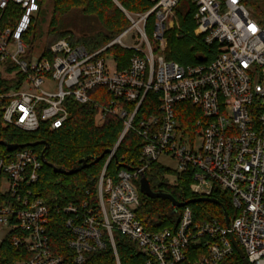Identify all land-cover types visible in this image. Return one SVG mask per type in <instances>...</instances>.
Segmentation results:
<instances>
[{"label": "built area", "instance_id": "built-area-1", "mask_svg": "<svg viewBox=\"0 0 264 264\" xmlns=\"http://www.w3.org/2000/svg\"><path fill=\"white\" fill-rule=\"evenodd\" d=\"M150 1L153 7L145 13L121 7L130 25L103 48L90 50L66 35L38 53L28 35L39 18V0H0L4 126L24 133L38 132L43 125L59 130L69 119V101L90 104L96 88L111 95L109 106H95L98 121L114 116L124 123L95 200L82 204L49 206L34 196L29 187L38 181L43 161L33 148L0 158V226L7 235L17 232L14 246L31 254L15 264H66L53 253L49 237L55 214L65 218L72 233L68 245L76 264L105 251V237L116 253L115 234L135 243L145 264H226L237 253L231 237L248 264H264V28L242 0H190L196 7L194 35L215 45L216 54L207 64L184 66L162 54L166 34L178 26L181 0ZM114 46L133 51L123 71L107 53ZM149 93L157 97L158 110L137 120ZM130 132L143 144L139 160L116 178L108 176L107 168ZM163 156L176 161L178 175L191 178L196 198L230 197L234 215L228 214L229 226L226 218L224 225L217 219L196 222L188 205L172 228L145 229L138 218V184Z\"/></svg>", "mask_w": 264, "mask_h": 264}, {"label": "trees", "instance_id": "trees-1", "mask_svg": "<svg viewBox=\"0 0 264 264\" xmlns=\"http://www.w3.org/2000/svg\"><path fill=\"white\" fill-rule=\"evenodd\" d=\"M45 1L39 0L41 7L39 17L43 14L42 7ZM52 2L53 13L48 33L55 36V39L72 35L76 40L74 31L81 32L82 40L76 42L90 50L103 48L129 27L130 23L119 5L130 13H145L153 7L150 0H52ZM242 2L264 28V0H242ZM195 11L196 7L190 0L180 1L177 7L178 26L168 32V45L164 51L167 61L187 66L207 64L214 59L216 46H208L194 35ZM38 20L39 18L35 20L28 35V42L32 48L39 40ZM149 23L147 33L150 36L152 20ZM107 53L114 58L119 71L128 68L133 55V51L119 46L110 48ZM6 91L5 84H1L0 94ZM90 97L92 103L85 105L74 100L69 101V119L59 130L50 131L47 125H43L38 132L24 133L13 127L4 126L0 120V142L16 146L37 144L31 148L41 160L42 157L45 158L38 181L29 188L34 196L42 198L49 206L78 205L89 198L95 200L97 183L105 168L108 155L99 163L91 164L105 151L112 150L123 132V121L114 116H107L103 123L98 121L99 108L95 106H109L111 102V95L107 90L96 88L90 92ZM158 105L157 97L149 93L137 120L155 113ZM142 145L141 139L130 132L112 158L107 168V175L116 178L123 168L137 163ZM11 153L14 152H9L5 145L0 144V158L7 157ZM81 161H86L90 166L70 174L71 171L80 167ZM55 169L64 172H55ZM165 173H169V170L158 163H154L147 172L146 177L154 192L169 193L178 202L186 203L197 199L190 191L192 180L189 176L182 177L177 174L175 182L170 184L163 177ZM214 197L233 218L230 197L222 194ZM189 206L194 212L196 222L217 219L221 224H225V214L220 206L209 202ZM180 212L181 210L174 213V207L168 200H152L143 195L138 218L146 230L159 232L172 228ZM48 229L53 253L63 257L66 264H76L73 260L74 252L68 245L73 236L66 226L65 218L60 214L53 215ZM17 234L13 232L7 235L0 244V264H15L31 258L27 250L14 246L13 238ZM105 240L107 241L106 250L88 254L83 264H118V262L119 264H145V256L128 238L115 234L116 253L109 238L105 237ZM229 263L243 264L237 253L226 264Z\"/></svg>", "mask_w": 264, "mask_h": 264}, {"label": "water", "instance_id": "water-1", "mask_svg": "<svg viewBox=\"0 0 264 264\" xmlns=\"http://www.w3.org/2000/svg\"><path fill=\"white\" fill-rule=\"evenodd\" d=\"M0 144L5 145L9 152H14V151H16V150H18L20 148L35 147L37 145V144H34V145H29V146H24V145L23 146H16V145H8L5 142H0ZM111 152H112V150L105 151L99 158L95 159L94 162L91 165L99 163L100 161H102L105 158L106 155L111 154ZM42 161L45 162V158L44 157H42ZM89 166L90 165H88L86 161H81L80 167L75 169V170H73V171H71L70 174L77 173V172H79V171H81L83 169L88 168ZM54 171L55 172H59V173H63L64 172L63 170H60V169H55ZM140 191L145 197H147L149 199H152V200L163 199V200L170 201L172 203V206L174 207V213H177L181 208H183L185 206H188V205H191V204L202 203V202H209V203L216 204V205L220 206L223 209L224 214H225V218H226V224H227V226H229L230 218L228 216V213L224 209L223 205L220 204L216 199L197 198V199H194V200H192L190 202H186V203L185 202H178L169 193H165V192H162V191L154 192L152 190V188H151L149 180L145 176L142 178V180L140 182ZM231 240H232V243H233L237 253L239 254L241 259L243 260V263L244 264H248V262L245 259L243 251L238 246V244H237L236 240L234 239V237H231Z\"/></svg>", "mask_w": 264, "mask_h": 264}, {"label": "rangeland", "instance_id": "rangeland-1", "mask_svg": "<svg viewBox=\"0 0 264 264\" xmlns=\"http://www.w3.org/2000/svg\"><path fill=\"white\" fill-rule=\"evenodd\" d=\"M119 7L121 8V6L119 5ZM43 10V14L39 17L38 20V30H39V40L37 41V49H38V53H40L42 51V49L50 42H52L56 37L52 36L48 33V29H49V24L52 18V13H53V2L52 0H46L43 4L42 7ZM78 18V17H77ZM80 19V18H78ZM75 36H76V41H81L82 40V34L81 32L78 31H74ZM168 39H169V34H166V44L168 45ZM167 48V46H166ZM166 49H164L165 51ZM164 51L162 52V54H164ZM202 144V140L201 138H198L196 141V148L200 149ZM160 164L162 165L163 168L168 169L169 173H165L163 174V177L166 181H168L170 184H173L176 180L177 177V173L176 171L178 170V166L177 163L174 159L163 156L160 159ZM139 189H140V185H139ZM142 193H141V198H142ZM231 203V202H230ZM7 235V230L5 228H3L2 226H0V244L1 242L5 239Z\"/></svg>", "mask_w": 264, "mask_h": 264}]
</instances>
